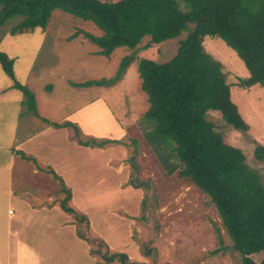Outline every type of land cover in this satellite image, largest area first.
Returning <instances> with one entry per match:
<instances>
[{
	"label": "rangeland",
	"instance_id": "1",
	"mask_svg": "<svg viewBox=\"0 0 264 264\" xmlns=\"http://www.w3.org/2000/svg\"><path fill=\"white\" fill-rule=\"evenodd\" d=\"M17 21L10 19L0 28V50L14 59L17 81L35 94L36 111L21 104L23 92L14 87V80L0 64V134H5L6 128L7 139V128L17 126L15 137L21 139L41 128L47 118L68 122L66 133L78 142L110 141L91 150L84 148L69 161L77 176L84 166L88 167L87 161L93 166L100 159V170L88 182L90 186L76 187L75 201L68 203L74 209L70 225L79 238L85 237L80 239L95 264H106L104 255L120 252L137 264H242L243 256L234 249L215 206L189 178L165 173L139 129L138 121L149 101L141 89L138 63L143 58L169 61L188 31L147 48L150 38L145 37L138 48L119 47L106 57L85 36L102 34L91 21L55 10L45 29L12 35L10 28ZM204 47L221 64L231 99L248 129L227 124L218 110H208L206 117L216 123L226 143L243 151L246 163L258 171L264 183V163L254 153L257 145L264 146V87L258 84L246 89L238 85L249 72L224 40L207 36ZM131 54L134 60L115 84L80 85L114 77L121 60ZM24 111V119L14 121L13 113ZM34 116L40 121L26 119ZM133 139L138 141L136 154ZM76 247L68 251V256H77ZM250 257L259 262L264 259V251ZM0 264H6L1 246ZM75 264H82V258L78 257Z\"/></svg>",
	"mask_w": 264,
	"mask_h": 264
},
{
	"label": "trees",
	"instance_id": "2",
	"mask_svg": "<svg viewBox=\"0 0 264 264\" xmlns=\"http://www.w3.org/2000/svg\"><path fill=\"white\" fill-rule=\"evenodd\" d=\"M55 10L93 22L102 34L85 36L106 57L119 47L138 48L145 37L150 38L147 48L188 31L169 61H139L141 89L149 101L138 121L139 129L165 173L189 178L215 206L234 249L243 256L242 264H264V259L257 262L250 257L264 251V183L258 171L246 163L243 151L225 142L206 112L220 111L227 124L235 128L247 130L248 125L231 99L221 64L204 47L205 37L221 38L248 69L249 75L238 85L246 89L258 84L264 87V0H0V28L17 19L10 28L12 35L45 29ZM134 58L133 54L125 56L114 77L80 85L111 86L123 77ZM0 64L14 80V87L23 92V103L36 111L35 94L15 77L14 59L0 50ZM79 143L102 147L110 141L79 139ZM133 143L136 154L138 141L133 139ZM254 153L264 163V146L257 145ZM21 154L36 163L34 157ZM61 185L65 193L61 207L71 215V190L62 179ZM104 260L106 264H137L129 262L123 252L106 254Z\"/></svg>",
	"mask_w": 264,
	"mask_h": 264
},
{
	"label": "crops",
	"instance_id": "3",
	"mask_svg": "<svg viewBox=\"0 0 264 264\" xmlns=\"http://www.w3.org/2000/svg\"><path fill=\"white\" fill-rule=\"evenodd\" d=\"M25 112H14L12 118L21 122ZM26 119L40 121L35 116ZM44 119L41 128L21 139L15 137L17 126L7 128V139L6 128L0 134V246L5 249L6 264H75L78 257L82 264H95L88 246L71 227L70 214L61 207L65 197L61 179L71 190L72 203L76 187L90 186L88 182L100 170V159L93 166L87 161L88 167L76 176L69 161L76 159L75 153L95 146H83L66 133L67 126L55 127L48 123L55 121ZM21 153L34 157L36 163ZM75 247L78 257L68 256Z\"/></svg>",
	"mask_w": 264,
	"mask_h": 264
}]
</instances>
